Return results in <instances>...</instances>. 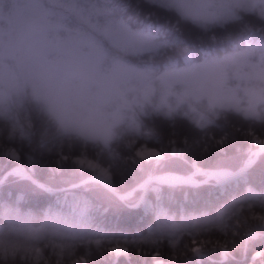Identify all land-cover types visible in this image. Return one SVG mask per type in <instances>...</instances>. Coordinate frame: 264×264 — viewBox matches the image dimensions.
I'll list each match as a JSON object with an SVG mask.
<instances>
[{
	"label": "snow or ice",
	"instance_id": "obj_1",
	"mask_svg": "<svg viewBox=\"0 0 264 264\" xmlns=\"http://www.w3.org/2000/svg\"><path fill=\"white\" fill-rule=\"evenodd\" d=\"M157 13L165 14L164 24L157 22ZM186 28L209 34L215 42L197 46L185 38ZM218 30L225 33L222 39L215 37ZM230 116L247 122L248 148L227 158L230 162L203 164L209 131ZM158 120L170 126L172 137L184 121L201 132L204 140L192 145L200 155L188 157L187 135L180 148L171 138L168 151L147 148L149 141L162 143ZM255 125L259 135L251 131ZM262 137L264 0H0V157L6 160L0 172V264L15 261L20 249L14 238L21 235L36 242L38 264V244L47 246L49 240L61 242V256L65 251L72 256L80 246L95 244L100 250L105 241L124 240L150 244L159 257L163 241L173 255H181L189 250L186 244L177 249L181 236L188 235L195 245L202 232L213 229L226 238L217 242L218 259H210L201 240L190 249L195 264L206 259L229 264L237 248L246 264L257 241L261 250L251 264H264V181L257 185L252 179L257 162H264ZM228 139L224 132L215 144ZM50 142L90 147L93 159L81 153L74 161L81 168L87 164L92 173L82 183L108 192L115 193L113 175L123 164L138 166L141 180L117 200L141 211L146 234L129 240L102 233L89 220L88 202L79 200L70 214L49 209L33 227L37 218L18 206L24 190L12 188L24 185L53 195L69 190L36 178L32 151ZM121 146L126 156L118 154ZM102 155L108 157L105 164ZM177 190L184 202L192 192L198 207L188 213L179 203V215L172 212ZM108 250L116 255L129 251L118 242Z\"/></svg>",
	"mask_w": 264,
	"mask_h": 264
},
{
	"label": "trees",
	"instance_id": "obj_2",
	"mask_svg": "<svg viewBox=\"0 0 264 264\" xmlns=\"http://www.w3.org/2000/svg\"><path fill=\"white\" fill-rule=\"evenodd\" d=\"M134 3L135 0H132ZM164 13H157V22L160 24L165 23ZM185 38L191 41L193 44L208 45L214 43L212 36L206 33H201L199 30L186 28L184 29ZM225 33L222 30H218L215 33L216 39H222ZM147 122V121H146ZM221 128H213L208 133L209 150L206 159L201 162L203 164L216 163L219 160L228 161L227 158L237 155L239 152L245 151L249 144L246 136L249 126L247 122L230 116L228 121H219ZM155 128L159 134L162 143L156 141H149L146 144L147 148H154L156 150L163 149L168 151L170 145L169 139H175L177 141L176 147L183 146V139L187 135L189 139L190 150L188 157L193 158L200 155V149L198 146H192L194 141L204 140V135L198 130H190V125L184 121L180 122L177 128V135L172 137V129L166 122L157 121ZM251 131L256 135H259L261 128L259 125H255L251 128ZM226 132L229 134V139L224 142L223 145L217 147L215 141L221 138V135ZM264 138V137H262ZM142 144L141 141L136 142V146L139 147ZM16 146H19L17 142ZM25 151H28L25 146ZM117 152L121 156L127 155V149L123 146L117 149ZM81 153H84L89 159H93L94 152L89 147L87 149L81 148L79 145H69L67 143L63 145H57L54 142L47 143L46 145L37 144L32 151L34 159L37 161L35 169V175L41 182H48L57 189L67 188V192L60 191L55 195L43 194L38 191L27 189L24 185L13 186L12 191L16 192L21 189L24 190V195L21 200L18 201V206L24 213H31L37 218V221L33 222V227L39 226V219H41L45 212L51 209L53 212H60L63 214H70L72 212V206L75 201H87L89 204V220L98 227L102 233H107L112 237L118 238L121 235L127 237L129 240L135 239L139 234H146L145 224L141 218V211L137 209H131L125 207V202L117 200V195L113 192L104 190L103 187L95 183L77 184L88 174L87 170L82 169L74 161ZM61 154L68 156L67 160L61 159ZM108 160L106 155L100 157V163L105 164ZM6 160L0 157V172H3ZM144 175L138 168V166L132 165L130 162L123 164L121 170L113 175V184L115 185V191L117 193H124L132 188ZM252 179L255 184H260L264 181V162L258 161L252 171ZM77 185V187H73ZM165 194L169 191L167 188L163 190ZM0 195L3 192L0 191ZM154 198V197H150ZM12 200H16V196L11 197ZM175 199L178 202L171 206V211L176 212L179 215L178 207L179 203H184V207L188 213L193 211L194 207H198L193 203L194 196L192 192H189L186 202L183 201V193L179 190L175 192ZM257 214H262L259 209H255ZM4 221L0 220V224ZM250 224H255L254 221H249ZM17 239L20 252L17 254L15 261L11 258L4 262V264H37L33 246L36 245L35 241L21 235ZM225 237L217 230L213 229L211 232H202L197 237V243L192 244V238L188 235L180 237V242L177 244V249L182 248L183 245H188L189 250L181 255H173V251L170 248L168 241L165 240L160 245L161 255L154 257L152 252V245L150 244H126L124 240H113L112 243L105 241L102 249L98 250L96 245L93 244L90 248L86 246L77 247L74 250L72 256H69L67 251L61 256L58 255L60 248L58 245L60 241H47L40 242L38 246L41 249V258L38 264H57L59 259L60 264H72V260L76 259L85 264H155L156 260H162L165 264H169V260H174L176 264H195V256L190 251L194 246H199L200 241L203 240L204 248L208 249L210 259H218L220 248L217 242L223 243ZM231 240V236L227 238ZM238 239V238H237ZM119 243L120 248L127 247L129 249L127 255H116L109 251L110 247H115L116 243ZM68 243V242H64ZM260 241L250 247L248 252L249 259L246 264H251V257L255 254V251L260 249ZM90 253V254H87ZM235 261H229V264H245L242 259L239 248L234 252ZM259 257L257 261H259ZM203 264H210V260L206 259Z\"/></svg>",
	"mask_w": 264,
	"mask_h": 264
},
{
	"label": "rangeland",
	"instance_id": "obj_3",
	"mask_svg": "<svg viewBox=\"0 0 264 264\" xmlns=\"http://www.w3.org/2000/svg\"><path fill=\"white\" fill-rule=\"evenodd\" d=\"M149 149H151V148H149ZM88 159H89V158H88ZM90 160H91V159H90ZM82 169L87 170V171H88V174H87V175L81 180V182H82L83 180H87V179L89 178V176L92 174V173L88 170V168H87V164H85V166H84ZM140 180H141V179H140ZM140 180H139V181H140ZM139 181H138V182H139ZM138 182H137V183H138ZM137 183H136V184H137ZM82 184H83V183H82ZM136 184H135V185H136ZM135 185H134V186H135ZM134 186H133V187H134ZM133 187H132V188H133ZM132 188H130V189L127 190L126 192H130V191L132 190ZM126 192H124V193H126ZM124 193H117V192L115 191V194H116V195H122V194H124ZM123 255H125V254H123ZM81 264H85V263H84V260H83V262H82Z\"/></svg>",
	"mask_w": 264,
	"mask_h": 264
},
{
	"label": "water",
	"instance_id": "obj_4",
	"mask_svg": "<svg viewBox=\"0 0 264 264\" xmlns=\"http://www.w3.org/2000/svg\"><path fill=\"white\" fill-rule=\"evenodd\" d=\"M80 183H82V182H79V183H77V184H80Z\"/></svg>",
	"mask_w": 264,
	"mask_h": 264
}]
</instances>
